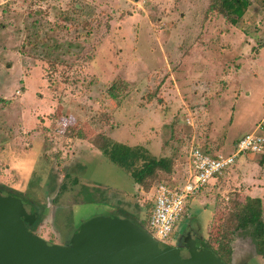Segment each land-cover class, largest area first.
<instances>
[{"label": "rangeland", "instance_id": "rangeland-1", "mask_svg": "<svg viewBox=\"0 0 264 264\" xmlns=\"http://www.w3.org/2000/svg\"><path fill=\"white\" fill-rule=\"evenodd\" d=\"M211 2L0 0V186L40 207L38 235L64 244L96 216L148 217L158 185L191 181L194 146L228 155L264 134V0L236 26L209 14ZM105 138L170 171L134 183L121 155L100 151ZM262 160L212 180L178 231L189 223L208 246L238 203L264 207ZM233 248L229 264H264L250 238Z\"/></svg>", "mask_w": 264, "mask_h": 264}, {"label": "water", "instance_id": "water-1", "mask_svg": "<svg viewBox=\"0 0 264 264\" xmlns=\"http://www.w3.org/2000/svg\"><path fill=\"white\" fill-rule=\"evenodd\" d=\"M38 218L31 202L0 189V264H229L191 225L181 236L183 246L177 247L112 212L82 223L60 244L29 228Z\"/></svg>", "mask_w": 264, "mask_h": 264}, {"label": "trees", "instance_id": "trees-1", "mask_svg": "<svg viewBox=\"0 0 264 264\" xmlns=\"http://www.w3.org/2000/svg\"><path fill=\"white\" fill-rule=\"evenodd\" d=\"M250 6V0H212L208 13L222 15L230 24L236 26L243 19ZM120 83L124 85V82L117 80L110 86L109 96L111 98L115 99L119 97L120 91L125 89V87L121 86ZM99 149L104 155L114 154L119 157L121 155V161L130 171L134 182L143 187L147 186V181L150 178H154L158 171H170L169 161L167 159H157L155 157H151L144 149L141 148L119 150V147L114 141L105 138L104 144L99 146ZM249 156H260L264 159L263 154L245 153L242 154L238 160ZM116 161L120 162V158L115 160V162ZM261 163H264V160H262ZM235 166L236 164L230 169H233ZM226 172H224V174ZM0 189L6 190L4 188ZM31 203L33 204V202ZM34 206L36 207V205ZM39 212V218L35 222L34 228L29 227L33 232H35L42 223L41 210ZM186 212L187 210L185 211V215ZM124 216L139 222L142 226L149 229L150 215L148 217L139 215L134 218L133 216L129 217V215ZM237 237L250 238L257 255L264 256V207L262 199L246 198L244 202L238 203L233 213L229 216L227 222L225 223L222 233L218 236V238H216L215 243L209 241L207 242V245L218 256L229 263L233 256V242Z\"/></svg>", "mask_w": 264, "mask_h": 264}, {"label": "built area", "instance_id": "built-area-1", "mask_svg": "<svg viewBox=\"0 0 264 264\" xmlns=\"http://www.w3.org/2000/svg\"><path fill=\"white\" fill-rule=\"evenodd\" d=\"M264 155V134H245L235 150L228 154L211 155L200 146H194L190 153L192 167L191 181L183 188L172 189L160 184L154 193V206L149 218V230L162 242L170 243L179 222L184 217L188 201L198 196L215 178L237 164L242 154Z\"/></svg>", "mask_w": 264, "mask_h": 264}, {"label": "flooded vegetation", "instance_id": "flooded-vegetation-1", "mask_svg": "<svg viewBox=\"0 0 264 264\" xmlns=\"http://www.w3.org/2000/svg\"><path fill=\"white\" fill-rule=\"evenodd\" d=\"M0 188H4V187H2V186H0ZM5 189V188H4ZM34 205H36L35 203H33ZM36 207L38 208V210L40 209V207L39 206H37L36 205ZM40 211V210H39ZM40 213V212H39ZM182 218H184V217H182ZM35 224V223H34ZM34 224L33 225H31L30 227H33L34 228ZM43 224H41L39 227H38V229H36V231H35V233H37L38 231H39V229L41 228V226H42ZM188 226H190V224L188 223L187 224V227ZM179 229H178V227H177V229H176V231L174 232V234H173V236H172V239H171V241H170V244H172V245H174V246H183V243L181 242V236H182V234H183V232L184 231H178ZM234 264H236V263H234Z\"/></svg>", "mask_w": 264, "mask_h": 264}, {"label": "crops", "instance_id": "crops-1", "mask_svg": "<svg viewBox=\"0 0 264 264\" xmlns=\"http://www.w3.org/2000/svg\"><path fill=\"white\" fill-rule=\"evenodd\" d=\"M135 183V182H134ZM184 216H185V214H184Z\"/></svg>", "mask_w": 264, "mask_h": 264}]
</instances>
